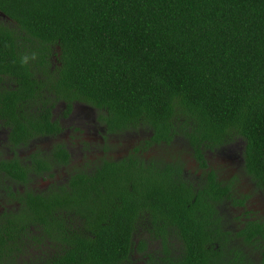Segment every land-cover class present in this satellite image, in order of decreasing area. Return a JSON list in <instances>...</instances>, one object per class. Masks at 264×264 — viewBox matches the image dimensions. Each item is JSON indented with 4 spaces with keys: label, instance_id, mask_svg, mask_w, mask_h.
I'll list each match as a JSON object with an SVG mask.
<instances>
[{
    "label": "trees",
    "instance_id": "trees-1",
    "mask_svg": "<svg viewBox=\"0 0 264 264\" xmlns=\"http://www.w3.org/2000/svg\"><path fill=\"white\" fill-rule=\"evenodd\" d=\"M11 79L0 117L14 143L60 131L49 104L79 101L108 133L145 135L165 152L104 160L64 197L31 195L25 215L0 219V244L4 230L70 209L89 235L59 215L67 247L56 264H130L147 248L145 237L133 243V220L162 245L152 264H264V216L227 230L218 209L249 196L214 171L195 186L169 160L176 139L206 166V150L242 138L245 170L264 190V0H0V83Z\"/></svg>",
    "mask_w": 264,
    "mask_h": 264
},
{
    "label": "flooded vegetation",
    "instance_id": "flooded-vegetation-1",
    "mask_svg": "<svg viewBox=\"0 0 264 264\" xmlns=\"http://www.w3.org/2000/svg\"><path fill=\"white\" fill-rule=\"evenodd\" d=\"M0 87H5L7 89L15 88L16 84L11 79L0 83ZM49 106L51 108V119L58 122L60 131L35 136L20 143L12 142L10 137L12 127L11 125H7L6 118L2 119L0 117V162L5 160L10 164L7 167L11 173L5 172V169H0V219L8 218L13 215H25L23 211L27 208V203H30L31 195H49L52 199L66 196L70 193L72 178L76 173L80 171L91 173L94 168L103 164L104 160H119L125 157H138L140 155H144L146 159L149 160H153V158L156 160L158 158L160 159L162 153L165 152V149L162 150L163 148L161 146H148L146 142H143L145 135L141 137L129 132L123 135L108 133L105 125L98 119L100 112L95 107L83 102L74 101L70 111L67 110L66 104L62 101H56L53 106L50 104ZM60 107L61 111L57 112ZM34 110H36L35 106ZM68 120L77 122L75 125L71 123L66 124L65 122ZM85 130L86 134L84 135ZM84 136H88L87 139L89 142L81 139V137ZM124 136H128L125 139L126 141L120 143V138ZM74 137L75 139L72 140ZM110 139H116L120 144L111 145ZM39 141L42 143L43 141L49 142L47 150H44V147L38 145ZM170 147L173 146L171 145ZM174 147L175 150L170 152L169 160L172 162L175 171H178V159L182 161L180 164V166H182L180 175L183 179L187 178L197 186L205 182L210 176L209 173L214 171L219 181H225L222 175L216 170V166H212V155H208L217 151H222L219 150L222 146L214 147L212 150L208 149L204 152L206 166H201V162H198L194 157L192 158L193 153L191 152L192 156L190 159H192L193 162L190 171L195 172L192 178H188L183 172L184 145ZM90 148H93L94 151H91ZM136 148H138L137 151ZM61 150H64L68 155L66 159L67 162L59 159L57 156ZM158 150L160 151L158 152ZM23 153L25 154L22 155ZM218 157L221 159L223 158L220 154ZM232 159L233 166L235 165L232 171L236 172L237 175L232 180L243 187L242 190H238L240 195L249 196V194L259 188L258 183L255 182L245 170L244 149L238 156H233ZM87 162H92L94 166L87 167ZM15 165L19 166V168H16ZM12 167L14 170L19 169L21 176H18ZM238 170L241 172V175L237 172ZM60 172L61 175L68 173L66 177H63L62 181H60ZM146 174L148 173L146 172ZM248 180L251 184H247ZM249 185L251 191L246 192ZM239 196H236V198ZM246 205L247 203L243 206H231L233 209H243ZM64 214L68 216L66 220L72 228H76L79 233L85 236L89 235L86 232L85 226H83L82 229L75 226L79 221L78 219H74V221L71 220L74 217H72L70 209H67L65 212L62 209L51 208L49 211L50 216L47 219V222H49L47 224L36 223L28 227L18 226V231L13 233L5 230L3 231L4 240L2 244H0V264H12L13 262L18 264L22 262L26 264H56L60 260L59 258L63 251V247H67L65 240H63L64 234L67 232L63 231L61 226L56 223V219H60L59 215L63 216ZM246 214L252 215L250 212L244 213L243 216L230 215L226 229L229 230L240 225L242 226L244 220L249 218L264 216V213H259L256 217L246 216L243 218ZM142 221L143 223H147L145 220L132 221L131 227L133 229L131 239L136 245L142 237H145L143 240L147 248L145 252L142 253H138L134 248L130 256V264H152L151 257H148L147 254H151L157 248L162 247V245L159 244V240L148 236L147 231L150 230V226L148 227L149 229L142 228L140 225ZM234 222L236 223L234 224ZM161 255L162 253L160 252L156 257V261H163L160 258Z\"/></svg>",
    "mask_w": 264,
    "mask_h": 264
},
{
    "label": "rangeland",
    "instance_id": "rangeland-1",
    "mask_svg": "<svg viewBox=\"0 0 264 264\" xmlns=\"http://www.w3.org/2000/svg\"><path fill=\"white\" fill-rule=\"evenodd\" d=\"M61 111V107L57 110V112H60ZM77 121H74V120H68L67 122H65L66 124H74L76 123ZM86 134V130L84 131V135ZM88 136H84V137H81V139L89 142V140L87 139ZM128 136H124L123 138H120V143H123V141H126L125 139L127 138ZM74 138H72V140H74ZM114 141V142H113ZM184 140L183 139H176L175 140V143L172 144V149L171 151H174L175 150V147L174 146H181V145H184ZM48 141H43L40 142L39 141V146L41 147H44V150H47V148L49 147L48 145ZM118 140L114 139H110V144L111 145H117V144H120ZM176 144V145H175ZM114 148V147H113ZM245 148V141L242 139V138H238L236 139L234 142H231L230 144L228 145H225V146H222L221 149L219 150H222V151H217V152H214L212 154H208V155H212L213 157V164L212 166H216V170L219 172L220 175H222L223 179L225 181H230L232 179H234L236 175V172H233L232 170H234L235 168V165L233 166V156H238L239 153ZM39 149V148H38ZM91 151H94L93 148H90ZM160 150H158L159 152ZM169 151H170V148H169ZM185 153L183 154V158H184V166H183V172L184 174L188 177V178H192L194 175L195 172H192L190 171V167L192 166V159H190V157L192 156L191 155V151L186 149H184ZM26 152V151H25ZM25 153H23L22 155H24ZM122 154H123V151H122ZM170 154V153H169ZM219 154L221 155V157H223V161L221 158H219ZM170 157V156H169ZM193 158V156H192ZM78 161V159H77ZM96 164V163H95ZM94 165L92 164V162H87V167H93ZM237 172H239L241 175V172L238 170ZM68 173H66L65 175H61V172H60V181L63 180V177H66ZM240 177V176H239ZM247 184H251V182L248 180L247 181ZM237 188L236 190H242L243 187L241 185H239L238 183L236 184ZM251 191L250 190V185L248 186V190L246 192H249ZM240 193V192H239ZM239 198V197H238ZM247 205L245 207H243V209H239V208H234L231 206V203H228L227 201L224 202V204H222V206H220V210H223L221 211V213L223 214H226L227 217L229 218L230 215L232 216H236V215H240V216H243L244 213H247V212H250L252 213V215L250 214H246L243 218H245L246 216H258L259 213L260 214H263L264 213V190H262L261 188L257 189L256 191L252 192L251 194H249V197L247 198V201H246ZM226 210V211H224ZM236 222H234L235 224ZM228 224V223H227ZM226 224V226H227ZM139 238V237H138Z\"/></svg>",
    "mask_w": 264,
    "mask_h": 264
}]
</instances>
